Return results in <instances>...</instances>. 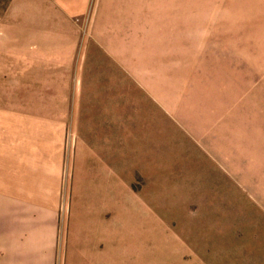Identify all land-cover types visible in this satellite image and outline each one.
I'll use <instances>...</instances> for the list:
<instances>
[{"label": "rangeland", "instance_id": "1", "mask_svg": "<svg viewBox=\"0 0 264 264\" xmlns=\"http://www.w3.org/2000/svg\"><path fill=\"white\" fill-rule=\"evenodd\" d=\"M10 2L0 0L3 18ZM45 2L32 0L23 19L33 26L31 51L47 59L0 69V192H21L15 262L264 264V0ZM177 51L195 56L190 97L228 111L230 141L242 148L233 162L248 164L246 148L260 152L246 172L255 192L232 185L224 192L227 181L211 192L202 180L196 189L173 173L182 163H161L172 175L157 180L155 166L120 154L127 141H118V163L110 165L109 133L97 131L105 125L79 116L115 82L118 101L133 93L146 104L135 82L124 90L127 65L135 79L173 62L167 56ZM158 116L141 124L149 132L137 126L129 134L131 153L170 159L186 146ZM138 139L144 146L133 148Z\"/></svg>", "mask_w": 264, "mask_h": 264}, {"label": "crops", "instance_id": "2", "mask_svg": "<svg viewBox=\"0 0 264 264\" xmlns=\"http://www.w3.org/2000/svg\"><path fill=\"white\" fill-rule=\"evenodd\" d=\"M39 1L43 4L46 3L45 0ZM31 2L32 0H11V8L6 9L5 18L0 14V69L29 68L34 65L29 63L35 62V60H46L48 57L46 51L36 49L31 51L30 48L31 37L34 36L31 32L33 26L23 17L30 15L27 8L30 7ZM19 5H24L26 8H17ZM160 54L155 53L156 58H153L156 60L158 57L157 60L160 61ZM170 55L171 57L165 56L173 58V62L161 64L154 69H150L148 66L147 69H143L142 76L139 77L136 74L135 79L133 78L134 69L127 65V74H131V76L125 77L124 90L126 93L133 90L135 82L141 89V93L144 94L146 104L142 102L139 104V100L135 101L133 93L126 94L124 99L118 101L117 88L112 87L117 85L115 82L110 83L109 89L106 90V93L109 94L108 98H104L102 101L95 98L92 109L83 110L79 116L99 117L98 123L105 125L97 131L109 133L107 148L109 151L105 154H108L110 165L118 163V141H127V144L120 146L127 151L120 154H124L127 159L132 158L133 163L139 162L143 165L155 166L157 169L153 170L158 175L157 180H162L166 175H172L170 169H161V163L173 165L174 168L178 163H182L181 171L176 172L174 169L173 173L185 175L184 180L195 182L192 186H197L196 189L202 188L203 185L199 183L202 180L209 182L210 185H206V188L211 189V192L215 190L214 187L218 182H221L224 187L223 184L227 181L224 192H230L231 185L235 192H247V190L255 192L251 190L249 181L254 178L247 176L246 172H253L251 158L255 159L257 155L260 160V152L255 155L254 147L252 149L245 147L247 149L245 157L250 159L248 164L242 166L233 162L232 157L237 156V151L239 152V148L241 150L242 148L238 147V139L230 141L229 122L227 119L224 120V117L229 115L228 111L207 110L203 108L204 102L200 103L198 98L190 97L191 75L189 74H191L192 67L190 63L195 59L192 53L177 51ZM135 102H137V109H134ZM158 114L168 118L175 129L183 134L184 140H179L180 142L184 141L183 144L186 146L179 148L180 150L170 159L165 157L149 159L145 155L140 157L134 154V150L131 153L128 139H134V137L129 134L138 130L137 126H141V124L148 125L149 121L153 124V121L156 122V120L159 122ZM102 118L106 119L102 121ZM142 129L149 132L148 129L143 127ZM235 131L233 130V132ZM123 133L125 136H119ZM138 144L133 148L144 146V142L140 139H138ZM98 147L101 149V145ZM99 155L102 156L101 153ZM236 164L238 165L235 166ZM192 186L188 189L191 190ZM20 197L21 192H0V264H17L15 255L21 242V221L18 211Z\"/></svg>", "mask_w": 264, "mask_h": 264}]
</instances>
